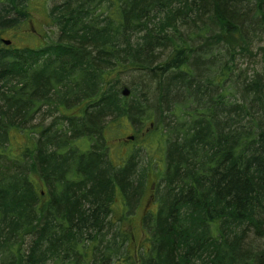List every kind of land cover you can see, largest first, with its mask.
Segmentation results:
<instances>
[{"label": "trees", "instance_id": "trees-1", "mask_svg": "<svg viewBox=\"0 0 264 264\" xmlns=\"http://www.w3.org/2000/svg\"><path fill=\"white\" fill-rule=\"evenodd\" d=\"M35 1L0 0V31ZM49 17L53 44L0 37V264H264V69L237 71L264 39V0H64ZM128 72L142 79L124 97ZM51 106L60 118L36 131ZM124 122L157 142L147 167L110 159L105 133ZM153 164L150 245L133 252Z\"/></svg>", "mask_w": 264, "mask_h": 264}, {"label": "rangeland", "instance_id": "rangeland-1", "mask_svg": "<svg viewBox=\"0 0 264 264\" xmlns=\"http://www.w3.org/2000/svg\"><path fill=\"white\" fill-rule=\"evenodd\" d=\"M63 1L64 0H36L32 3L34 6L30 13V19L22 24L17 30H1L0 37L5 40H11L14 43V48H41L57 42L59 37L58 29L53 25L49 14L54 5H60ZM1 46L5 47L4 45ZM263 48L264 39L258 38L253 41L250 49L253 56H249L250 58L241 56V58L237 61L238 74H246L250 76L253 74V72L259 71L261 68L264 69V65L262 64V55H264ZM138 75L139 74L137 72H128V74L120 76L118 82H120L119 84H123V90L128 89L129 94H131V84H128L133 83L134 81L136 84H138L140 79H142L141 76ZM116 82L117 81L114 83ZM76 111L77 109H73V115H76ZM60 116L61 113L57 111L54 106H51V109L49 110L44 108L41 114H39L37 117V120L34 121V124L37 125L36 131L41 129L39 124L42 125L43 129L47 128L52 123L57 121ZM133 127H127L125 122L121 123L120 125L116 124L110 127V131L105 133L106 144L109 149L107 150L108 154H110V159L114 163H120L123 155H127L129 152H135L137 154L139 166L147 167L149 164H152L150 163V156L154 154L152 150H154L155 144H157V142L153 144L151 143V138L145 136L148 131V125H142V128L136 126V129L139 131V137H135L136 139L134 141L130 140L129 137H134L135 134V129ZM10 135V141L12 143L11 150H13V155L17 156L23 154V148L21 147L18 149V147L20 145H24L25 138L20 137V135L16 133ZM36 137H38V135ZM76 140L77 139H75V141ZM82 140L84 139L79 137L78 144H80L82 149H87L86 144ZM142 144H150L152 145V148L147 150V148L143 147ZM157 151L159 152L158 149ZM1 158L2 157H0V168L1 165H7L12 169L10 162H7L4 160V158ZM27 160H29V157ZM152 169L147 179L145 193L142 195L141 201L138 203L139 205L135 208L133 218L130 219L129 231L132 233L134 238L133 243L131 244V250L133 252L135 250L140 252L142 249H146L150 245L148 240L150 235L146 230L143 220L147 213L156 212L157 207L155 203H153L155 200V185L161 181L163 164L159 166V169L153 164ZM6 171L7 170H5L4 173H6ZM1 174L2 173H0V175ZM122 211L123 206L120 200H118L117 204L115 205V213L117 216H119ZM125 226L128 227L126 224Z\"/></svg>", "mask_w": 264, "mask_h": 264}, {"label": "water", "instance_id": "water-1", "mask_svg": "<svg viewBox=\"0 0 264 264\" xmlns=\"http://www.w3.org/2000/svg\"><path fill=\"white\" fill-rule=\"evenodd\" d=\"M5 44L9 45L10 42H9V41H5ZM129 95H130V94H129L128 89L123 90V96H124V97H129ZM129 139H130V140H133L134 137H129Z\"/></svg>", "mask_w": 264, "mask_h": 264}, {"label": "flooded vegetation", "instance_id": "flooded-vegetation-1", "mask_svg": "<svg viewBox=\"0 0 264 264\" xmlns=\"http://www.w3.org/2000/svg\"><path fill=\"white\" fill-rule=\"evenodd\" d=\"M78 115H76L75 117H77Z\"/></svg>", "mask_w": 264, "mask_h": 264}]
</instances>
